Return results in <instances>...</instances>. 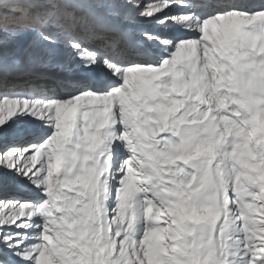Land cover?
<instances>
[{"label": "snow or ice", "instance_id": "snow-or-ice-1", "mask_svg": "<svg viewBox=\"0 0 264 264\" xmlns=\"http://www.w3.org/2000/svg\"><path fill=\"white\" fill-rule=\"evenodd\" d=\"M0 264H264V0H0Z\"/></svg>", "mask_w": 264, "mask_h": 264}]
</instances>
